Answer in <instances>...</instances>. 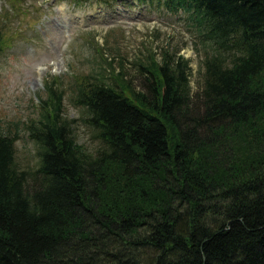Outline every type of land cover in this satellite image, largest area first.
I'll use <instances>...</instances> for the list:
<instances>
[{"label": "trees", "instance_id": "obj_1", "mask_svg": "<svg viewBox=\"0 0 264 264\" xmlns=\"http://www.w3.org/2000/svg\"><path fill=\"white\" fill-rule=\"evenodd\" d=\"M158 2L186 15L201 85L169 44L130 63L142 90L99 48L70 85L90 154L47 79L39 117L0 129V264H264V0ZM20 127L35 169L16 164Z\"/></svg>", "mask_w": 264, "mask_h": 264}, {"label": "rangeland", "instance_id": "obj_2", "mask_svg": "<svg viewBox=\"0 0 264 264\" xmlns=\"http://www.w3.org/2000/svg\"><path fill=\"white\" fill-rule=\"evenodd\" d=\"M1 11L9 12V19L2 23L11 36L0 52L1 130L8 123L38 118L40 100L48 97L45 81L59 77L65 89L63 116L74 121L70 128L76 143L93 154L99 143L82 120L81 108L70 101V85L77 75L96 74L105 64L99 48L108 60L114 59L117 71L120 63L126 64L127 79L142 90V79L130 63L169 44L190 61L192 89L201 85L199 57L183 21L186 15L168 13L158 0H94L79 6L72 0H0L2 17ZM26 135L20 127L14 158L20 169H35V147Z\"/></svg>", "mask_w": 264, "mask_h": 264}, {"label": "bare ground", "instance_id": "obj_3", "mask_svg": "<svg viewBox=\"0 0 264 264\" xmlns=\"http://www.w3.org/2000/svg\"><path fill=\"white\" fill-rule=\"evenodd\" d=\"M33 66V65H32ZM30 69V68H29ZM31 70V69H30Z\"/></svg>", "mask_w": 264, "mask_h": 264}]
</instances>
